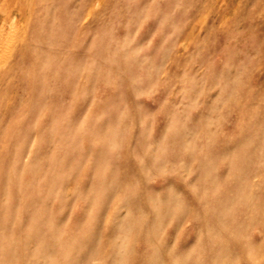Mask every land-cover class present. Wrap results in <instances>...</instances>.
Listing matches in <instances>:
<instances>
[{"label": "rangeland", "instance_id": "obj_1", "mask_svg": "<svg viewBox=\"0 0 264 264\" xmlns=\"http://www.w3.org/2000/svg\"><path fill=\"white\" fill-rule=\"evenodd\" d=\"M0 264H264V0H0Z\"/></svg>", "mask_w": 264, "mask_h": 264}, {"label": "bare ground", "instance_id": "obj_2", "mask_svg": "<svg viewBox=\"0 0 264 264\" xmlns=\"http://www.w3.org/2000/svg\"><path fill=\"white\" fill-rule=\"evenodd\" d=\"M2 40V39H1Z\"/></svg>", "mask_w": 264, "mask_h": 264}]
</instances>
